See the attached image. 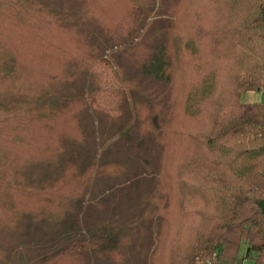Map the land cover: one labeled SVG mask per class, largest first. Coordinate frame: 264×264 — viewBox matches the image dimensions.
<instances>
[{
    "label": "trees",
    "instance_id": "trees-1",
    "mask_svg": "<svg viewBox=\"0 0 264 264\" xmlns=\"http://www.w3.org/2000/svg\"><path fill=\"white\" fill-rule=\"evenodd\" d=\"M247 91L264 0H0V264H264Z\"/></svg>",
    "mask_w": 264,
    "mask_h": 264
},
{
    "label": "rangeland",
    "instance_id": "rangeland-1",
    "mask_svg": "<svg viewBox=\"0 0 264 264\" xmlns=\"http://www.w3.org/2000/svg\"><path fill=\"white\" fill-rule=\"evenodd\" d=\"M96 83L99 87L98 90H96V97L99 99L102 103V106L107 112L110 113H117L118 109L115 105V100L112 98L111 92L120 88V85L118 83L117 77L114 75L112 69L107 65H101L98 68V71L96 73ZM241 99L246 102H264V91H247L244 92L241 96ZM1 141V140H0ZM4 144V142H1ZM41 144L26 147L23 149V151L18 150L14 153H20L23 154L24 152H27L31 155H39V152H36L37 148ZM5 147V146H2ZM42 147H39V151H42ZM35 152V153H34ZM246 249L245 243L242 244L239 252V256H242L244 251Z\"/></svg>",
    "mask_w": 264,
    "mask_h": 264
}]
</instances>
